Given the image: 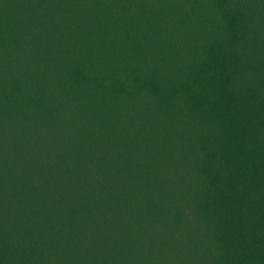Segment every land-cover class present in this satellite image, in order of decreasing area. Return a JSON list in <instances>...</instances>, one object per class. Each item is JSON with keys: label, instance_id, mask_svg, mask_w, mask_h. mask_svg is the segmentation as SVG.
<instances>
[{"label": "trees", "instance_id": "trees-1", "mask_svg": "<svg viewBox=\"0 0 264 264\" xmlns=\"http://www.w3.org/2000/svg\"><path fill=\"white\" fill-rule=\"evenodd\" d=\"M0 264H264V0H0Z\"/></svg>", "mask_w": 264, "mask_h": 264}]
</instances>
